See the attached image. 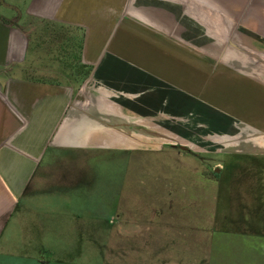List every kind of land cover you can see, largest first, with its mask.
<instances>
[{
  "label": "crops",
  "instance_id": "1",
  "mask_svg": "<svg viewBox=\"0 0 264 264\" xmlns=\"http://www.w3.org/2000/svg\"><path fill=\"white\" fill-rule=\"evenodd\" d=\"M208 1L0 0V254L55 236L37 218L55 204L40 202L85 181L76 147L88 157L131 131L160 135L144 128L152 119L190 113L183 95L207 67ZM220 73L226 108L264 124V76L228 64Z\"/></svg>",
  "mask_w": 264,
  "mask_h": 264
},
{
  "label": "rangeland",
  "instance_id": "2",
  "mask_svg": "<svg viewBox=\"0 0 264 264\" xmlns=\"http://www.w3.org/2000/svg\"><path fill=\"white\" fill-rule=\"evenodd\" d=\"M232 2L208 1L207 67L198 72L200 78L193 76L191 93L183 95L186 100L181 98L186 103L189 98L190 113L161 118L159 125L152 119L144 128L158 129L160 135L131 131L129 138L112 148L92 151L88 157L76 147L75 154L82 157L74 166L78 176L87 170L82 175L85 181L78 189L66 187V197L48 193L40 202L48 212L55 204L52 208L57 213L37 216L43 217L46 232L55 236L41 238V246L38 239H29V253L0 254V264H264V234L251 232L246 222H237L234 230L231 222L238 219L239 205L254 202V180L244 176L238 166L233 179L226 180L225 168L228 162L247 161L236 156L262 157L260 161H264V124L241 123L244 119L238 117L235 104L228 105L234 109L226 108L217 90L223 64L264 76V0H238L236 13L230 11ZM210 9L220 13L210 14ZM194 80H199L198 85ZM230 84L225 90L231 91ZM179 146H186L205 172L220 173L219 179L200 174L187 178L163 166L173 163L175 156L165 151L177 152ZM262 177L264 183V173ZM139 193L157 208L170 194L176 201L183 198L191 205L185 210L198 214L204 225L214 218L216 229L205 235L187 226L186 211H176L177 207L170 208L175 215L168 216L167 226L165 221L146 223L127 207L142 204ZM62 198H69L63 204L69 209L65 216L63 206L55 201Z\"/></svg>",
  "mask_w": 264,
  "mask_h": 264
},
{
  "label": "trees",
  "instance_id": "3",
  "mask_svg": "<svg viewBox=\"0 0 264 264\" xmlns=\"http://www.w3.org/2000/svg\"><path fill=\"white\" fill-rule=\"evenodd\" d=\"M81 42V39L80 41ZM65 47H67L68 44H64ZM83 75L87 74V72H81ZM177 152L173 149L172 151H165V152H172L174 156V162L169 163V162H164L166 161V157L160 156L161 161L163 160L164 165L166 168H170L171 171L174 173H177V175H183L186 176L187 178H192V177H197L198 174L202 175L203 177L214 180L216 181L219 179L220 173L215 172V170H207L205 172V166L204 165H199L198 162L195 161V157L192 155L191 152L182 150L179 147H177ZM165 153L163 151H155L154 153ZM178 153H182L183 156L180 157ZM236 157H241L245 158L247 161L243 164L235 162H228L226 165V171H227V178L226 180L231 181L234 177V169L235 167H240L243 171V175L248 177L253 178V184L255 185L254 189L251 190V195L252 198L254 199L253 203L249 204L246 206V204H242L238 206V219H234V221L231 220L232 224H234L235 228L231 227L234 230L238 229V225H236L237 222L242 223H247V228L258 235L264 234V183H261L260 179L263 177L264 173V161L261 162L260 158L262 157H250V156H236ZM244 164H247L246 166H243ZM202 166V167H201ZM200 169V170H199ZM124 194V192H123ZM141 193H139L140 195ZM173 194H170L167 199L163 201V203L160 205V208H157L154 205H157L152 202H148L149 200H145L146 197L141 196L142 199V204L137 203V204H132L128 205L127 207L130 208L134 213H136L138 218H141L144 220L146 223L152 224L153 222L159 223V222H164L167 226V222L170 220V217H168L170 214L175 215L170 213V208L177 207L176 211L182 212L186 211V221L185 224L187 226H191L192 228H195L196 230L198 229L199 232H203L205 235L211 234L216 228V221H214V218H212V221H207L205 220V225L202 223L203 219L198 215L194 213H190V211L187 209L185 210L186 206H191L189 203H185L184 199L181 200L179 199L176 201L175 199H172ZM175 200V202H174ZM174 202V203H173ZM140 204V205H139ZM245 205V206H244ZM174 209V208H173ZM156 212H153V211ZM248 215V219L245 217ZM167 216V217H166ZM176 217L178 215L176 214ZM157 218V220H155ZM193 222V223H190ZM191 224V225H190ZM203 224V225H202ZM202 226V229H199L198 227ZM225 230H230V229H225Z\"/></svg>",
  "mask_w": 264,
  "mask_h": 264
},
{
  "label": "water",
  "instance_id": "4",
  "mask_svg": "<svg viewBox=\"0 0 264 264\" xmlns=\"http://www.w3.org/2000/svg\"><path fill=\"white\" fill-rule=\"evenodd\" d=\"M182 150H187L188 148L186 146H179Z\"/></svg>",
  "mask_w": 264,
  "mask_h": 264
}]
</instances>
